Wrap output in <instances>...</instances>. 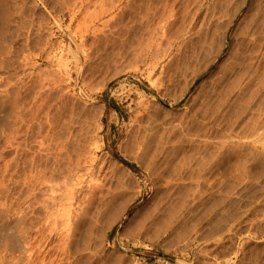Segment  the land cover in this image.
<instances>
[{
    "label": "rangeland",
    "instance_id": "rangeland-1",
    "mask_svg": "<svg viewBox=\"0 0 264 264\" xmlns=\"http://www.w3.org/2000/svg\"><path fill=\"white\" fill-rule=\"evenodd\" d=\"M167 6L174 10L167 34L158 40L153 55H148L145 37L151 32L148 28L153 27L149 24L168 15ZM261 13H264V0H0V146L16 123L12 104L16 95L20 106L22 99L40 91L38 85L45 78L60 82L63 88L51 91L37 117L36 134H31L28 140L31 150L26 158H11L14 160L11 162L7 154L0 161L2 170L9 168L0 185V211L8 215L7 221H13V226L0 230V242L3 241L0 252L8 251L2 256L11 253L13 242L8 237L15 236L14 221L21 218L27 221L22 222L23 229L25 223L40 220L44 223L47 217L39 206L33 216L27 208L26 178L31 171V168L27 170L31 167L27 162L38 160L43 154L38 143L48 137L45 136L48 119L55 118L58 125L55 126L64 140L77 141L84 146L85 157L92 156L98 163L95 170V173L99 171L95 175L98 188L94 191L95 201L89 206L90 215L102 218V223L108 222L121 204L127 207L109 233L108 246L104 249L97 243L87 246L83 240L74 238L70 251L59 255L57 251L64 249L67 241L64 234L60 235L63 221L57 220L60 224L56 225V233L62 240L57 241L60 249L49 255L47 249L41 257L43 264H264V112L260 114L264 111V84L262 90L255 86L244 98L237 101L235 98L231 109H223L226 112L218 113L221 99L216 98L224 92L219 83L242 50L244 38L254 30L264 36ZM209 63H212L210 69L194 83L195 74ZM29 80L36 89L33 83L30 89L25 86ZM203 81L206 83L201 86ZM187 87L189 92L182 98ZM203 111L206 118L216 119L217 125L193 116ZM256 115L262 117L261 124L253 130V137L241 141L239 153L215 160L221 146L236 143L238 123L244 126ZM250 128L253 127L239 128V133L249 135ZM137 138L144 142H138ZM139 143L145 147L140 149ZM212 158L219 161V173L213 179L209 177ZM87 195L84 190L78 197L83 202ZM168 197L170 200L180 197V206L187 210L180 213L178 222L175 220L174 229L164 234L156 226V230L147 227V231L140 232L135 223L140 224L155 204L157 207L164 200L167 202L163 206L170 202L168 209L178 206L177 199L169 201ZM81 202L83 206L78 204L75 209H87L88 204ZM129 223L133 229V225L137 228L129 230ZM126 228L131 232L139 230L140 234L126 235ZM8 263L12 264L8 259L0 260V264Z\"/></svg>",
    "mask_w": 264,
    "mask_h": 264
},
{
    "label": "bare ground",
    "instance_id": "bare-ground-1",
    "mask_svg": "<svg viewBox=\"0 0 264 264\" xmlns=\"http://www.w3.org/2000/svg\"><path fill=\"white\" fill-rule=\"evenodd\" d=\"M2 3V2H1ZM73 3V2H72ZM76 4V3H75ZM4 5V4H3ZM172 6V5H170ZM166 11H168V15L163 16V18L158 21V20H153L151 22H153L152 24L149 25H153V27L151 26V28L149 27V31H151L149 33L148 31V36L147 38L145 37V40L148 41V43L146 42V48L144 46V48L146 49H142L141 46H139L142 50H145L147 52L148 55H151L153 53L154 47H156L155 45L157 44L158 40L161 38H163V36L165 34H167V29L168 26L170 25V18H171V12H173V8L167 6ZM164 10V11H165ZM152 12V11H150ZM154 14V13H153ZM162 14V13H161ZM264 14V13H263ZM261 13V15H263ZM163 15V14H162ZM152 16V15H151ZM149 16V17H151ZM148 17V19H150ZM155 17V15L153 16ZM153 19V18H152ZM150 19V20H152ZM155 21V22H154ZM148 22V21H147ZM146 22V23H147ZM150 22V23H151ZM143 23V22H142ZM145 23V24H146ZM1 25V24H0ZM148 26V23H147ZM263 27V26H262ZM98 29V27H97ZM151 29V30H150ZM262 29V28H261ZM87 30V29H86ZM252 30V29H251ZM254 30V29H253ZM1 31V29H0ZM260 31V32H259ZM87 32V31H86ZM245 32V30H244ZM249 32V30H248ZM257 32V31H256ZM259 34L261 33V30H258ZM264 32V31H263ZM262 34V33H261ZM241 35V34H240ZM245 35V34H244ZM247 35V34H246ZM264 35V33H263ZM236 38V37H235ZM245 42L243 44V48H241L242 50H240V52L238 53L237 57L234 59L233 58V62L228 66L229 68L226 70V72H224V77L223 79H221L222 83H219V86L223 87L224 92L222 94L216 95V98L220 97V103L218 104V113L219 112H226V110L224 111L223 109H231V107H233L232 105L235 104V101H237V99L239 100V98L241 99V97H245V95L248 94V92L255 86H260L258 87L259 89L261 88V86L263 87L264 84V36H260L258 35V33H249L245 38ZM144 40V39H143ZM142 40V41H143ZM140 43V42H139ZM166 44V43H165ZM141 45V44H140ZM138 47V48H139ZM158 47V46H157ZM221 47V46H220ZM139 48V49H140ZM155 50H157L155 48ZM141 52V51H140ZM143 52V51H142ZM220 52V51H219ZM218 52V53H219ZM7 54V53H6ZM221 54V52L219 53V55ZM153 55V54H152ZM8 56V55H7ZM217 56V55H216ZM3 62V61H2ZM76 63V62H75ZM25 64V63H24ZM212 63L210 64H206V67L204 66V69H200L194 77V83L195 81L204 73H206L210 67H211ZM29 66V65H27ZM26 66V67H27ZM31 66V65H30ZM32 67H34V65H32ZM76 67V66H75ZM75 70V69H74ZM42 71H40L41 73ZM38 73V72H36ZM43 73V72H42ZM51 73V72H50ZM214 74V73H213ZM210 75V77H213L214 75ZM41 75V74H39ZM52 75V74H51ZM194 75V74H193ZM27 76V75H26ZM43 76V75H42ZM20 78V77H19ZM42 78V77H41ZM45 78V77H43ZM42 78V80H43ZM57 78V77H54ZM222 78V77H221ZM31 79V78H30ZM39 79V77H38ZM50 79V78H49ZM20 80V79H19ZM46 80V82H48L49 80H47L46 78L44 79V81ZM59 80V79H57ZM39 83L41 88L40 91L37 92L35 94V96H31L30 98L27 99H22L23 101H21L18 105V99L19 96L16 95V97L14 98V100L12 101V104L14 105V115H15V121L16 122L14 124V122L12 124H14V128L11 130V132L7 135L5 142L2 143L3 148L2 151L0 152V161L2 162L4 160V157H9L8 158H15V159H19L28 155L29 150H31L30 148H28L29 143L28 140L31 137V134L33 135L34 131L36 128L35 127V121L37 120V117L39 116V114L44 110V107L48 101V99L51 97V91L53 92V90H57L58 91V87L59 83L58 81H52L50 80L48 83ZM213 81V80H212ZM39 82V81H38ZM40 82H42L40 80ZM62 82V81H61ZM33 83L32 80H29L27 83H25V86L28 88L29 86H31ZM88 83V82H87ZM206 83V81H203L202 85ZM31 84V85H30ZM24 85V84H23ZM34 83H33V88L36 89V87H34ZM88 85V84H87ZM10 86V85H9ZM37 86V85H36ZM23 87V86H22ZM32 87V86H31ZM221 87L219 89V91L221 90ZM256 87V88H257ZM11 88V87H10ZM25 88V87H24ZM31 88V89H33ZM62 88V87H61ZM16 89V88H15ZM30 89V88H28ZM39 89V88H38ZM63 89V88H62ZM190 88H185L183 91V97L186 96V94L189 92ZM14 90V89H13ZM34 90V89H33ZM32 90V92H33ZM258 90V89H256ZM262 90V89H260ZM30 91V90H29ZM63 91V90H62ZM218 91V90H217ZM222 91V90H221ZM253 91V90H252ZM259 91V90H258ZM255 92V91H254ZM9 93V92H8ZM15 93V92H14ZM28 93V91L26 92ZM31 93V92H30ZM29 93V94H30ZM65 93V92H64ZM182 93V92H181ZM32 94V93H31ZM250 94V93H249ZM8 95V94H7ZM24 95V94H23ZM27 95V94H26ZM252 95V93H251ZM59 96V94H58ZM256 96V95H255ZM62 98V96H61ZM236 98V99H235ZM29 99V100H28ZM195 99V98H194ZM235 99V101H234ZM251 99V98H250ZM249 99V100H250ZM60 100V99H59ZM254 100V99H253ZM234 101V103H233ZM240 105V102H238ZM242 103V102H241ZM251 104V103H250ZM237 105V104H236ZM259 105V104H258ZM258 107V106H257ZM47 108V107H46ZM52 108V107H51ZM215 108V107H214ZM235 108V107H234ZM238 109V108H237ZM260 109V108H259ZM222 110V111H221ZM262 110V108H261ZM260 110V111H261ZM259 111V110H258ZM46 112V111H45ZM196 112V111H195ZM204 112V111H203ZM203 112L200 113L201 115L198 114H193L194 117H196V119L199 118H205V122L208 121L209 124H211L212 126L217 125V120L213 119V118H206V112H204V117ZM228 112V111H227ZM232 112V111H231ZM264 111H262L260 114H262ZM193 113V112H192ZM191 113V114H192ZM258 113V112H256ZM47 114V113H46ZM230 114V113H229ZM143 115V114H142ZM190 115V114H189ZM226 115V114H225ZM253 115V114H252ZM251 115V116H252ZM259 115V114H258ZM41 116V115H40ZM202 116V117H201ZM242 116V115H241ZM189 117V116H188ZM238 117V116H237ZM49 118V115H48ZM154 118V117H153ZM191 118V117H190ZM262 117L259 116V118H256L255 116H253V118L249 119L248 121H246L240 126V124L242 123H238L237 127L235 129H237L238 134L235 135V139L237 140L236 143L231 142V143H227V145L225 146V144L223 146L220 147V149H218L217 153L215 154V160H218L219 158L221 159H225L228 155L230 156V154H236L239 153L240 147L242 146L241 141L242 140H246L248 138L253 137V130H256V128L259 126V124H261V119ZM42 119V118H41ZM189 119V118H188ZM192 119V118H191ZM208 119V120H207ZM193 120L195 121V119L193 118ZM200 120V119H199ZM198 120V121H199ZM237 120V118H236ZM12 121V120H11ZM47 125H48V133L45 134V136L48 134V137L46 136V138H43V141L41 139L42 142L38 143L39 144V150H41V152L43 154H41V157L38 160L35 159H31L32 162H27L28 166L29 164L31 165V167H27V170L31 168L30 174L27 175L26 181H27V203H28V210H30L32 212V216L36 214V211L38 209H41L42 211L44 210L45 213H47V216L45 218L44 223L41 221H39V223H37L36 221L31 222V223H25V227L22 229L21 225L23 221L22 218L21 220L17 219L16 221H14V229H15V236H10L11 239L8 237V239L10 240V242L13 244L10 245V254H4L5 256H2L3 253H6L3 251L0 252L1 257L0 260H4V259H8L9 262H11L12 264H43L44 263V259L42 260L41 257L43 256V254L45 253V251L47 249H49V251L46 254H50L52 253V251L55 252L57 250L60 249V247L57 245V241L60 239L58 236V233H56L58 230L56 229V225L58 224L57 220H62V227L63 229H59L60 230V235L64 234L65 240L67 241L66 243L62 242L65 244L64 249L62 247V249H60L59 251V255L61 253H63L64 255L67 254L70 249H69V245H71L72 242H74V238H78L83 240V242H85V244L87 246H91V244L93 243H97L99 245V247H101L102 249L106 248L108 246V238H109V233L113 230L115 223H117V221L122 218V216L124 215L125 211L124 208H126L127 206H125V204H121L120 207L117 209V211H115V214L112 216H114L113 218H110L111 220L108 222H103L101 221V219H99L98 217H94V215H90V209L89 206H91V204L93 203L92 201L95 199V194L94 191L95 189H97L98 185H97V181L95 180V175L99 172L97 171V173H95L97 170V161L96 159H94L92 156L90 157H85V153L84 152V146L79 145V143H76L77 141L75 140H64L65 138L62 137L57 130V124L52 118H49L47 121ZM59 122V121H58ZM193 121L190 120V123H192ZM201 123V121H199ZM203 122V121H202ZM17 123L19 124V126H17ZM39 123V121H38ZM37 123V125H38ZM142 123V122H141ZM193 123H197L193 122ZM199 123V124H200ZM62 124V123H61ZM181 124V123H180ZM187 124V123H186ZM57 125V126H55ZM194 125V124H193ZM246 125V126H245ZM13 126V125H12ZM43 126V125H42ZM46 126V124L44 125ZM253 127L250 128V132L249 135L248 134H242L239 133V130L241 128L244 127ZM173 127V126H172ZM261 127V126H260ZM259 127V129H260ZM12 128V127H11ZM44 128V127H43ZM59 128V127H58ZM152 128V127H151ZM240 128V129H239ZM262 128V127H261ZM39 129V128H38ZM68 129V128H67ZM154 129V127H153ZM162 129V128H161ZM165 129V128H164ZM176 129V128H175ZM201 129V128H200ZM234 129V130H235ZM246 129V128H245ZM168 130V129H167ZM229 130V129H227ZM232 130V129H231ZM243 130V129H242ZM2 131V130H1ZM244 131V130H243ZM258 131V130H257ZM256 131V132H257ZM39 132V131H38ZM44 132V131H43ZM46 132V131H45ZM247 132V131H246ZM42 133V132H41ZM258 133H262L259 131ZM4 134V133H3ZM36 134V133H34ZM38 134V133H37ZM142 134V133H141ZM70 135V134H69ZM143 135V134H142ZM163 135V133H162ZM257 135V134H256ZM37 136V135H36ZM135 136V135H134ZM150 136V135H149ZM148 136V137H149ZM185 136V135H184ZM197 136V135H196ZM234 136V135H233ZM259 136V135H258ZM40 137V136H39ZM144 137V136H143ZM142 137V139H143ZM147 137V138H148ZM190 137V136H189ZM228 138V136H226ZM232 137V136H231ZM256 137V136H255ZM35 138V137H34ZM42 138V137H41ZM70 138V137H68ZM141 138V137H139ZM263 138V137H262ZM138 139V138H137ZM136 139V140H137ZM142 139H138L141 141L140 143H143L144 141H142ZM229 139V138H228ZM253 139V138H252ZM260 139V138H259ZM36 140V139H35ZM179 140V139H178ZM177 140V141H178ZM192 140V138H191ZM197 140V139H196ZM251 140V139H250ZM254 140V139H253ZM30 141V140H29ZM73 141V142H72ZM75 141V142H74ZM176 141V142H177ZM261 141H263L261 139ZM138 142L136 141L135 143L138 144ZM205 142V141H204ZM218 142V141H217ZM32 143V142H31ZM140 143L138 145V147L140 146ZM171 143V142H170ZM35 144V143H34ZM219 144V143H218ZM253 144V143H252ZM255 144V143H254ZM258 144V143H257ZM1 145V146H2ZM37 145V144H35ZM142 145V144H141ZM146 145V143H145ZM171 145V144H170ZM245 145V144H244ZM251 145V144H250ZM0 146V147H1ZM137 146V145H136ZM144 146V145H143ZM140 146V149L141 147ZM252 146V145H251ZM145 147V146H144ZM167 147V146H166ZM171 147V146H170ZM190 147V146H189ZM137 148V147H136ZM215 148V147H214ZM219 148V146H218ZM242 148V147H241ZM251 148V147H250ZM139 149V148H138ZM155 149V148H154ZM145 150V149H143ZM142 150V151H143ZM139 151V150H138ZM178 151V150H177ZM40 152V151H39ZM147 152V151H146ZM213 152V150H212ZM260 152V151H259ZM143 153V152H142ZM7 156H6V155ZM246 154V153H245ZM256 154V153H255ZM241 155V154H240ZM258 155V154H257ZM189 156V155H188ZM254 156V155H253ZM28 157V156H27ZM149 157V156H148ZM255 157V156H254ZM35 158V157H34ZM38 158V157H37ZM143 158V157H142ZM141 158V159H142ZM256 158V157H255ZM6 159V158H5ZM213 159V158H212ZM220 159V160H221ZM8 160V159H7ZM13 159H11L12 162ZM23 160V159H22ZM252 160V159H251ZM255 160V159H254ZM6 161V160H5ZM4 161V162H5ZM14 161V160H13ZM16 161V160H15ZM30 161V160H29ZM156 161V160H155ZM214 161V159H213ZM211 161V163L213 162ZM256 161V160H255ZM254 161V162H255ZM260 161V160H259ZM3 162V163H4ZM9 162V161H8ZM150 162V161H149ZM2 163V164H3ZM247 163V162H246ZM12 164V163H11ZM208 164V163H207ZM8 165V163L5 164V166ZM206 165V164H205ZM211 167L209 168L210 170V178H214L215 176H217L218 172V168H219V161H214L212 164H210ZM4 166V165H3ZM11 166V165H10ZM104 166V165H103ZM2 167V166H1ZM7 167V166H6ZM149 167V166H148ZM207 167V166H206ZM230 167V166H229ZM164 168V166H163ZM6 170H9V168H4ZM202 169V168H201ZM204 169V168H203ZM207 169V168H206ZM234 169V167H233ZM248 169V168H246ZM6 170H2V168H0V185L3 181ZM101 170V168H100ZM207 171V170H206ZM204 171V172H206ZM225 171V170H224ZM249 171V170H248ZM251 171V170H250ZM250 171L248 173H250ZM9 172V171H8ZM7 172V173H8ZM116 172V171H115ZM29 173V172H28ZM198 173V172H197ZM243 173V172H241ZM209 174V173H208ZM7 175V174H6ZM99 175V174H98ZM198 175V174H197ZM225 175V174H224ZM244 175V173H243ZM242 175V176H243ZM249 175V174H248ZM10 176V175H9ZM255 176V175H254ZM252 176V177H254ZM256 177V176H255ZM164 178V177H163ZM7 179V178H6ZM206 179V178H205ZM167 180V179H166ZM198 182V178L196 179ZM195 180V181H196ZM232 180V179H231ZM248 180V179H247ZM246 180V181H247ZM201 181V180H200ZM205 181V180H204ZM211 181V179H210ZM214 181V180H212ZM251 181V180H250ZM253 181V180H252ZM156 182V181H155ZM160 182V181H159ZM170 182V181H169ZM202 182V181H201ZM25 183V182H24ZM165 183V182H164ZM176 183V182H175ZM174 183V184H175ZM186 183V182H185ZM104 184V183H103ZM156 183H154L155 185ZM171 184V183H167ZM211 184V183H210ZM243 184V183H242ZM3 185V183H2ZM158 185V184H156ZM160 185V184H159ZM166 185V183H165ZM176 185V184H175ZM174 185V186H175ZM161 186V185H160ZM164 186V185H163ZM162 186V187H163ZM170 186V185H169ZM235 186V185H234ZM103 187V186H102ZM159 187V186H158ZM176 187V186H175ZM26 188V189H27ZM100 188V187H99ZM165 188V187H164ZM191 188V187H190ZM162 189V188H161ZM168 189V188H167ZM166 189V190H167ZM176 189V188H175ZM84 190H86L88 192V195L86 197V199H84V201L88 204L87 205V209L82 210V206L80 204V200L78 195L81 194ZM122 190V189H121ZM170 190V189H169ZM177 190V189H176ZM196 190V189H195ZM204 190V189H203ZM232 190V189H231ZM160 191V190H159ZM173 191V190H172ZM200 191V190H199ZM157 192V191H156ZM179 192V190H178ZM188 192V190H187ZM186 192V193H187ZM191 192V191H190ZM193 192V191H192ZM213 192V191H212ZM227 192V191H226ZM255 192V191H254ZM166 193V192H165ZM169 193V192H168ZM177 193V192H176ZM180 193V192H179ZM184 193V191H183ZM252 193V192H251ZM2 194V193H1ZM109 194V193H108ZM142 194V192H140L138 194V196L136 197V199ZM158 194V193H157ZM156 194V197H157ZM174 195V193H172ZM182 194V193H181ZM189 194V193H188ZM197 194V193H196ZM110 195V194H109ZM134 195V194H133ZM159 195V194H158ZM1 196V195H0ZM83 196V195H82ZM155 196V195H154ZM162 196V195H161ZM167 196V195H166ZM176 196V195H175ZM178 196V195H177ZM189 196V195H188ZM221 196V194H220ZM5 197V196H4ZM132 197V196H131ZM173 197V196H172ZM219 197V196H218ZM222 197V196H221ZM153 198V197H152ZM158 198V197H157ZM180 198V197H179ZM178 198V199H179ZM183 198V197H181ZM227 198V197H226ZM261 198V197H260ZM79 199V200H78ZM82 199V201H83ZM162 199V198H161ZM166 199V198H164ZM169 201H171L172 199H177L176 198H172L170 200V198H167ZM166 199V200H167ZM177 199L178 201V206L174 207L173 209H168L167 205H169V203L165 206L164 203H166L164 200L161 201V203L159 204V206L155 207L152 210V212H148L147 213V217H142L144 220L146 219L145 223L142 221L139 223H135L136 226H139V230L140 232H142L144 230L147 231V227H154V229L159 226L160 228H158V231H161L164 234H168V232L170 230L174 229V223L180 218L179 215L180 213H183L182 211L186 210L182 205V201L180 199V201ZM258 199V198H257ZM159 200V199H158ZM174 200V203H175ZM196 201V199H194ZM201 200V199H200ZM220 200V199H219ZM223 200V199H222ZM221 200V201H222ZM6 201V199H5ZM80 201V202H79ZM81 202L82 204L84 203ZM154 201V198H153ZM198 201V199H197ZM130 202V201H128ZM164 202V203H163ZM181 202V204L179 203ZM187 202V201H186ZM190 202V201H189ZM1 203V202H0ZM7 203V202H6ZM152 203V200H151ZM195 203V202H194ZM4 204V202H3ZM78 204L81 205V207H79V209H75L76 206H78ZM127 204V203H126ZM176 204V205H177ZM187 204V203H186ZM185 204V205H186ZM193 204V203H192ZM196 204V203H195ZM150 205V204H148ZM152 205V204H151ZM150 205V206H151ZM158 205V204H157ZM174 205V206H176ZM211 205V204H210ZM36 206H39L36 208ZM125 206V207H124ZM170 206H172V202L170 204ZM187 206V205H186ZM191 206V205H190ZM97 207V206H96ZM146 207V206H145ZM177 212H175V208H178ZM181 207V208H180ZM189 207V205H188ZM195 207V206H194ZM191 207V208H194ZM217 207V206H216ZM81 208V210H80ZM171 208V207H170ZM173 208V207H172ZM190 208V207H189ZM196 208V207H195ZM5 209V208H4ZM181 209V212H180ZM188 209V208H187ZM213 209V208H212ZM147 210V208H146ZM146 210H141L142 212L146 213ZM172 210V211H171ZM193 210V209H190ZM189 210V211H190ZM197 210V209H196ZM199 210V209H198ZM2 211V210H1ZM0 211V230H4L7 226L12 225L13 221L10 223L9 221L6 220V217L8 215H6L5 213H3V211ZM9 211V210H8ZM90 211V212H89ZM146 211V212H145ZM187 211V210H186ZM7 212V211H5ZM95 212V210H94ZM100 212V211H99ZM137 212V211H136ZM141 212V213H142ZM192 211H190V214H188V216L190 217ZM196 211H193V213ZM199 212V211H198ZM97 213V212H96ZM187 213V212H186ZM185 213V214H186ZM189 213V212H188ZM211 213V212H210ZM94 214V213H93ZM98 214V213H97ZM138 214V213H137ZM177 214V215H176ZM195 214V213H194ZM207 214V213H205ZM136 215V214H135ZM134 215V216H135ZM141 215V214H140ZM143 215V213H142ZM183 215V214H182ZM187 215V214H186ZM201 215V214H200ZM99 216V215H98ZM108 216V215H106ZM139 216V215H138ZM146 216V214H145ZM175 216H178V218H176ZM181 216V215H180ZM187 217V221H190ZM18 217V216H17ZM204 217V216H203ZM206 217V216H205ZM35 217H33V220ZM136 218V217H135ZM140 218V217H139ZM185 219V216L183 217ZM177 219V220H176ZM182 219V218H181ZM192 219V218H191ZM232 219V218H231ZM24 220V219H23ZM38 220V219H37ZM44 220V219H43ZM59 220V221H60ZM176 220V221H175ZM200 220V217H199ZM202 220V219H201ZM185 221V220H182ZM27 222V221H24ZM23 222V223H24ZM131 222V221H130ZM138 222V219L137 221ZM178 222V221H177ZM181 222V221H180ZM132 223V222H131ZM144 223V224H143ZM60 224V223H59ZM59 224L57 226H59ZM130 224V223H129ZM143 224V225H142ZM182 224L184 225V222H182ZM200 224V223H199ZM131 225V227H130ZM129 225V230L133 229L132 228V224ZM135 225L134 229H135ZM178 225V224H177ZM176 225V226H177ZM179 225H181L179 223ZM13 226V225H12ZM24 226V225H23ZM192 226V223H191ZM198 226V225H197ZM142 227V228H141ZM179 227V226H178ZM184 227V226H183ZM238 227V226H237ZM128 228V226H127ZM126 228V229H127ZM137 228V227H136ZM141 228V229H140ZM180 228V227H179ZM125 229V233L126 230ZM131 230V231H134ZM136 229V230H138ZM153 229V228H152ZM153 229V230H154ZM155 229V230H156ZM160 229V230H159ZM181 229V228H180ZM199 229V228H198ZM213 229V228H212ZM225 229V228H224ZM65 230V232L63 231ZM128 230V233H126V235L129 236H137L138 234H140L139 230L135 231V232H131ZM150 230V229H149ZM184 230V229H183ZM7 231V229H6ZM63 231V233H62ZM152 231V230H151ZM143 232V233H144ZM150 232V231H149ZM155 232V231H154ZM160 232V233H161ZM174 232V231H173ZM171 232V233H173ZM193 232V231H191ZM195 232V231H194ZM124 233V235H125ZM157 233V232H156ZM170 233V232H169ZM198 233V231H197ZM229 233V232H228ZM142 234V233H141ZM148 233H146L147 235ZM163 234V235H164ZM191 234V233H190ZM261 234V233H260ZM5 235V234H4ZM2 235V236H4ZM7 235V234H6ZM63 235V236H64ZM145 235V234H143ZM161 235V234H159ZM181 235V234H180ZM186 235V234H185ZM142 235H140L139 237H141ZM148 236V235H147ZM144 236V237H147ZM155 236V235H154ZM158 236V235H157ZM174 236V234H173ZM187 236V235H186ZM190 236V235H189ZM204 236V235H203ZM127 237V236H125ZM151 237V236H150ZM178 237V236H177ZM182 237V236H181ZM59 238V239H58ZM158 238V237H157ZM1 239V237H0ZM6 238V241L8 240ZM64 239V237L62 238ZM143 239V238H142ZM152 239V238H151ZM194 239V238H193ZM214 239V238H213ZM223 239V238H222ZM2 240V239H1ZM5 241V239H3ZM12 240V241H11ZM61 240V239H60ZM59 240V241H60ZM63 240V241H65ZM184 240V239H183ZM201 240V239H200ZM212 240V239H211ZM62 241V240H61ZM156 241V240H155ZM170 241V240H169ZM218 241V240H217ZM3 242V241H2ZM0 242V244L2 243ZM8 242V241H7ZM175 242V241H174ZM226 242V241H225ZM56 243L55 246H53ZM177 243V242H176ZM94 244V246H95ZM168 244V243H167ZM244 244V243H243ZM84 245V244H83ZM189 245V244H188ZM9 246V245H8ZM53 246V247H52ZM82 246V245H81ZM52 247V248H49ZM65 247H67L65 249ZM187 247V245H186ZM189 247V246H188ZM57 248V250H56ZM59 248V249H58ZM85 248V247H84ZM97 248V247H95ZM87 249V248H86ZM89 249V247H88ZM8 250V249H7ZM1 251V250H0ZM83 251H86L85 249ZM88 251V250H87ZM86 251V252H87ZM100 251V250H99ZM97 250V252H99ZM56 252V253H57ZM253 252V251H252ZM80 253V252H79ZM91 253V252H90ZM201 253V251H200ZM9 254V255H8ZM263 254V253H262ZM71 255V254H70ZM97 255V253H96ZM8 256V257H7ZM259 261V260H258ZM84 262V261H83ZM86 262V261H85ZM102 262V261H101ZM204 262V261H203ZM206 262V261H205ZM3 263V262H2ZM54 263V262H52ZM87 263V262H86ZM202 263V262H201ZM9 264V263H8ZM89 264V263H88ZM130 264V263H129Z\"/></svg>",
    "mask_w": 264,
    "mask_h": 264
}]
</instances>
